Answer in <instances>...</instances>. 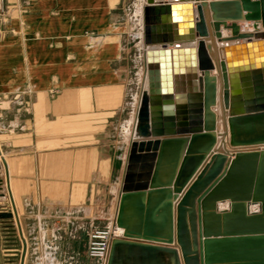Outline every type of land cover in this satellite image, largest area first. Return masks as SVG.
<instances>
[{
  "label": "water",
  "instance_id": "95a60500",
  "mask_svg": "<svg viewBox=\"0 0 264 264\" xmlns=\"http://www.w3.org/2000/svg\"><path fill=\"white\" fill-rule=\"evenodd\" d=\"M141 5L147 83L114 218L123 233L112 238L106 264H264V0ZM244 20L252 30H240ZM1 163L0 201L7 195L11 211L0 218L15 220L24 264L26 240Z\"/></svg>",
  "mask_w": 264,
  "mask_h": 264
},
{
  "label": "crops",
  "instance_id": "0c3cea01",
  "mask_svg": "<svg viewBox=\"0 0 264 264\" xmlns=\"http://www.w3.org/2000/svg\"><path fill=\"white\" fill-rule=\"evenodd\" d=\"M124 2L0 0V173L3 158L24 264H100L88 256L89 234L114 224L141 91L125 119L127 24L114 16ZM118 91L131 129L125 145L110 147L103 138ZM213 110L222 130L218 103Z\"/></svg>",
  "mask_w": 264,
  "mask_h": 264
},
{
  "label": "rangeland",
  "instance_id": "374dc122",
  "mask_svg": "<svg viewBox=\"0 0 264 264\" xmlns=\"http://www.w3.org/2000/svg\"><path fill=\"white\" fill-rule=\"evenodd\" d=\"M141 0H125L122 8L116 10L114 16L120 22H126V36L124 41V66L128 73V85L125 93L123 116L129 119L134 97L142 88L144 65L143 46L141 43L142 23L140 22ZM142 9V7H141ZM115 108L106 125L103 141L110 147L123 146L129 138L130 123L120 121V91L114 93L111 103ZM0 210L11 211V204L6 195L0 201ZM123 233V229L118 227ZM89 242V240H88ZM22 242L18 234L15 220L0 218V264H19ZM88 247V246H87Z\"/></svg>",
  "mask_w": 264,
  "mask_h": 264
},
{
  "label": "built area",
  "instance_id": "2783aa9c",
  "mask_svg": "<svg viewBox=\"0 0 264 264\" xmlns=\"http://www.w3.org/2000/svg\"><path fill=\"white\" fill-rule=\"evenodd\" d=\"M122 236L115 224L105 228H98L89 234L87 247L88 256L97 259L100 264H106L112 238Z\"/></svg>",
  "mask_w": 264,
  "mask_h": 264
},
{
  "label": "bare ground",
  "instance_id": "6f19581e",
  "mask_svg": "<svg viewBox=\"0 0 264 264\" xmlns=\"http://www.w3.org/2000/svg\"><path fill=\"white\" fill-rule=\"evenodd\" d=\"M141 7H142V6H141ZM222 32L225 33L226 31H224V30L220 31L221 34H222ZM224 33H223V34H224ZM216 42H217V41H216ZM218 43H219V42H218ZM219 44H220V43H219ZM117 228H118V226H117ZM120 228H121V227H120ZM121 229H123V228H121ZM118 231H120L119 228H118Z\"/></svg>",
  "mask_w": 264,
  "mask_h": 264
}]
</instances>
